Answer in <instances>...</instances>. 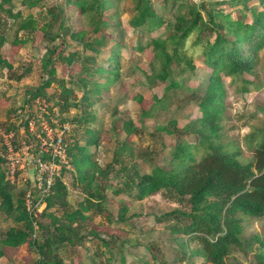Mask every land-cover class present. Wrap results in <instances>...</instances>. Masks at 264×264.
<instances>
[{
  "label": "trees",
  "instance_id": "obj_1",
  "mask_svg": "<svg viewBox=\"0 0 264 264\" xmlns=\"http://www.w3.org/2000/svg\"><path fill=\"white\" fill-rule=\"evenodd\" d=\"M40 1L28 0V4L35 7ZM171 1L179 6L180 11L186 9L185 15L180 16L177 21H166L158 14L153 0H133L135 13L129 23L135 29L143 27L147 29V33L142 37L146 36L149 39L145 44L137 43L139 51L151 49L155 58L164 57L165 63L159 73H156L160 82H164L170 76L169 67L175 61L185 62L187 69L194 70V52L200 49L204 64L212 72L206 91L199 99V114L193 127L199 141L192 143L181 140L175 144L169 169L156 167L151 173L141 174L134 166L122 165L119 171L123 181L114 188V191L117 195L125 194L137 201L162 193L167 199L178 203L180 207L162 213L157 220L166 224V228L172 233L186 238L185 242L181 243L180 262L197 264L189 259L199 256L204 259L205 264H225L234 248L244 246L243 216H264V126L253 128L245 137L246 149L252 153V160L242 155V149L238 144L225 142L223 131L226 118L224 78L237 80L244 73H254L260 65L259 53L264 48V0H257L258 6L255 3L250 5L251 0H201L200 3L191 0ZM66 2L68 6L79 8L83 14L90 10L95 11L97 18L93 15L91 32L95 36L91 39H86L85 30L73 31L65 25V20L61 18L63 7L49 11L50 19L44 21L40 27L48 41L61 39L65 44L66 37H70L80 46L68 55H64L63 50L58 53L59 59H63L65 66L68 67L67 72L73 81L71 87L62 84L64 91L59 105L61 112H66L71 106L82 105V101L89 103L90 107L94 106L98 98H102L103 90L119 80V59L123 46L117 41L109 58L103 59V63H100L99 55L110 40L109 36L101 34L106 23L98 16L99 9H105V5L99 0ZM108 8L113 9L114 13L117 11L115 3L111 1ZM0 12L14 21L20 20L18 31L36 30L35 19L32 16L26 22L22 20L23 15L20 11L14 12V0H0ZM56 24L57 32L51 33L50 30ZM192 37L194 39L191 45L187 46ZM8 42L13 48L25 44L26 39L16 34L9 41L6 36L0 35L1 47ZM0 65L10 72L8 75L10 80L18 81L26 75L13 72L14 65L2 52ZM75 65H80L77 74H74ZM55 73L56 69L52 62L50 77L40 88L29 92L30 100L47 96V88L54 81ZM243 82L245 84L242 91L248 92L251 81ZM75 84L83 90L80 99ZM170 86L175 87V82ZM144 99L143 95L136 97L141 105L142 117L148 118L160 99L155 97L150 108L144 106ZM10 102V99L0 98V112L10 108ZM10 118L8 116L4 123L8 132L15 129L14 125L8 123ZM76 120L89 123L96 120V116L94 113L84 111ZM26 124H29L28 120ZM173 126L170 132L176 133L178 137L185 135L186 132H192L191 128H178L176 122ZM122 128L127 137L119 148L118 156L132 152L134 148L132 137L141 133L140 127L128 117L123 119ZM85 134L84 145L78 141L72 145L68 144L67 151L70 164L76 172L78 181L84 185L83 191L87 197L78 207L72 208L68 200V187L62 178L58 177L43 211L36 218L27 210L25 193L16 192L14 184L6 179L5 160L0 155V212L5 219L15 222V225L7 230L0 227V264L6 256V247L14 248L26 244L38 257L24 264H67L60 255V249L65 245L76 246L83 243L86 235L82 233V225L93 214L106 218L109 223L127 220L130 204L123 200L120 202L118 214H111L105 204L106 195L101 192L100 185H94L97 176H103L106 172L94 160L92 147H98L105 134L109 135L110 132L88 127ZM119 160L120 157L114 162L117 163ZM58 210L62 211L61 215L57 213ZM90 234L97 235L100 242L105 245L118 242L116 235H111V240L107 241L103 237L104 234L95 230H91ZM256 241L259 243L256 261L258 264H264V240L257 237Z\"/></svg>",
  "mask_w": 264,
  "mask_h": 264
},
{
  "label": "rangeland",
  "instance_id": "obj_2",
  "mask_svg": "<svg viewBox=\"0 0 264 264\" xmlns=\"http://www.w3.org/2000/svg\"><path fill=\"white\" fill-rule=\"evenodd\" d=\"M66 1L41 0L37 6L30 7L28 0H14V12L20 11L23 21H29L30 16L35 19L34 32L18 31L20 20L14 21L0 12V35L6 36L9 41L16 34L26 39V43L19 47L11 48L10 42L3 47L0 46V52L4 53V56L14 65L12 71L17 74H26L21 80H10L8 78L10 72L0 65V97L11 101L9 110L5 108L0 114V153L5 150V137L10 132L14 134L12 141L18 148L32 144L33 152H37L46 139H55L62 134L65 127L66 131L62 135L67 145L77 141L84 145L85 131L88 127L109 131L110 134H105L98 147H92L94 160L106 172L103 176H97L94 185H100L101 192L106 195L105 204L113 215L118 214L120 202L127 201L130 204L128 218L125 222L109 223L106 218L93 214L82 225V233L86 235L83 243L76 246H63L60 249V255L67 264H72V259L74 264H185L180 262V257L182 256L181 243L185 242L186 238L172 233L166 228V224L157 220L162 213L180 205L167 199L162 193L137 201L125 194L117 195L114 188L123 181L119 171L122 165L134 166L141 174L151 173L156 167L169 169L175 144L181 140L192 143L199 141V136L193 131V127L199 114V99L206 91L212 70L204 64L203 55L199 49L194 52V70L187 69L185 62L175 61L169 67L170 76L164 82H160L156 73H159L164 65V57L155 58L151 49L145 52L137 49V43L145 44L149 38L142 37L147 33L146 27L135 29L129 23L135 13L133 0H99L105 5V9L100 8L98 13V16L106 23L101 34H106L110 40L100 53L98 61L103 63V59H108L116 42H121L123 46L119 59L120 78L108 89L103 90L102 98H98L94 106L90 107L89 103L82 101V105L71 106L66 112H61L59 105L64 91L62 84L71 87L73 81L67 72L68 67L65 66L63 59H59L58 53L63 50L64 55H68L80 46L70 37H66L65 44L61 42V39L54 42L48 41L40 27L44 21L50 19L49 11L63 7L61 18L65 20V25L73 31L85 30L86 39H91L95 36L91 32L93 19L97 18L95 11L90 10L83 14L79 8L68 6ZM109 1L115 3L116 13L108 8ZM191 1L200 3L201 0ZM253 3L258 6L257 0L249 2L250 5ZM153 4L155 11L166 21L175 22L180 16L185 15L186 9L180 11L179 6L171 0H153ZM204 16L206 17L205 13ZM57 29L58 24L50 32L56 33ZM193 39V37L190 38L187 46L191 45ZM190 52H193L192 48ZM259 54L260 65L254 73H244L237 80L224 78L226 88L224 141L238 144L242 149V155L248 160H252L253 155L246 149L245 137L253 128L264 126V48ZM52 62L56 73L54 81L47 88V96L30 100L29 92L40 88L50 77ZM79 71L80 65H75L74 74ZM245 80L251 81L248 92L242 91ZM102 81L105 80L102 79ZM174 82L176 86H170ZM75 87L80 99L83 90L77 84ZM138 95L145 97L146 108L153 105L155 97L160 99L148 118L142 117L141 105L136 100ZM84 111L94 113L96 120L89 123L75 121ZM8 116L11 117L8 123L15 127L9 132L3 124ZM127 117L133 119L140 127L141 133L132 137L133 151L118 156L119 148L127 137L122 128V121ZM174 122L178 128H191L192 132H186L185 135L178 137L176 133L170 132L173 130ZM119 157V162L115 163L114 160ZM26 173L32 174L31 171L20 173L14 183L16 192L25 193ZM59 177L68 187V200L71 207H78L87 194L83 191L84 185L78 181L70 161L62 167ZM57 213L61 215L62 211L58 210ZM243 218L244 246L234 248L225 264H258L255 255L259 251V243L256 238L260 237L264 240V216L245 215ZM14 225L15 222L5 219L0 212V227L3 230ZM91 230L104 234L103 237L107 241L111 240V235H116L118 242L102 244L97 235L90 234ZM5 250L6 256L1 264H24L38 257L27 244ZM189 260L197 264H205L204 259L199 256Z\"/></svg>",
  "mask_w": 264,
  "mask_h": 264
},
{
  "label": "built area",
  "instance_id": "obj_3",
  "mask_svg": "<svg viewBox=\"0 0 264 264\" xmlns=\"http://www.w3.org/2000/svg\"><path fill=\"white\" fill-rule=\"evenodd\" d=\"M65 131L66 127L62 134ZM62 134L46 139L37 152H33L32 144L18 148L12 141L13 133L5 137V150L0 155L5 160L6 179L14 184L21 172H32L31 175L26 173L24 180L27 182L25 203L33 218L43 211L62 167L69 163L67 143Z\"/></svg>",
  "mask_w": 264,
  "mask_h": 264
},
{
  "label": "crops",
  "instance_id": "obj_4",
  "mask_svg": "<svg viewBox=\"0 0 264 264\" xmlns=\"http://www.w3.org/2000/svg\"><path fill=\"white\" fill-rule=\"evenodd\" d=\"M0 98H4V97H0ZM5 99H6V98H5ZM7 99H8V98H7ZM0 114H1V112H0ZM6 121H7V117H6ZM6 121H5V122H6ZM5 122H4V123H5ZM4 123H3V124H4ZM10 133H11V132H10ZM10 133H8V134H10ZM2 152H3V151H2ZM6 248H11V247H6ZM6 248H5V249H6ZM12 248H13V247H12Z\"/></svg>",
  "mask_w": 264,
  "mask_h": 264
}]
</instances>
